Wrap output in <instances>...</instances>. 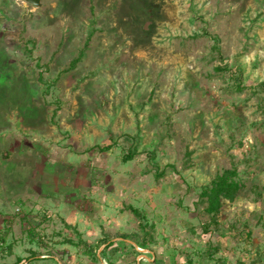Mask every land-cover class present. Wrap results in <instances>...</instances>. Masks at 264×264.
Returning a JSON list of instances; mask_svg holds the SVG:
<instances>
[{
	"label": "rangeland",
	"instance_id": "rangeland-1",
	"mask_svg": "<svg viewBox=\"0 0 264 264\" xmlns=\"http://www.w3.org/2000/svg\"><path fill=\"white\" fill-rule=\"evenodd\" d=\"M0 264H264V0H0Z\"/></svg>",
	"mask_w": 264,
	"mask_h": 264
},
{
	"label": "trees",
	"instance_id": "trees-1",
	"mask_svg": "<svg viewBox=\"0 0 264 264\" xmlns=\"http://www.w3.org/2000/svg\"><path fill=\"white\" fill-rule=\"evenodd\" d=\"M211 39L216 40L215 36H210ZM82 51L80 55L71 62V68L75 67L76 63L81 59ZM110 145L98 148L100 152L110 149ZM134 157L132 153H127L124 157V161L131 160ZM236 170L225 171L222 174L216 175L210 184L202 189L199 194V201L204 205V211L210 216V223L217 224V220L222 212L223 206L226 202H230L234 199L236 193L241 188L238 181L235 180ZM131 211L139 216V212L136 209L131 208ZM207 226V228L209 227ZM206 230V228H205ZM3 239V238H1ZM123 243L129 246L125 241ZM109 245H112L110 243ZM32 258H28L30 260Z\"/></svg>",
	"mask_w": 264,
	"mask_h": 264
},
{
	"label": "water",
	"instance_id": "water-1",
	"mask_svg": "<svg viewBox=\"0 0 264 264\" xmlns=\"http://www.w3.org/2000/svg\"><path fill=\"white\" fill-rule=\"evenodd\" d=\"M25 1L30 3V4H32V5H34V6H39L40 5V0H25ZM128 242H130V241H128ZM130 243L133 244L132 242H130ZM139 251H141V250H139Z\"/></svg>",
	"mask_w": 264,
	"mask_h": 264
}]
</instances>
